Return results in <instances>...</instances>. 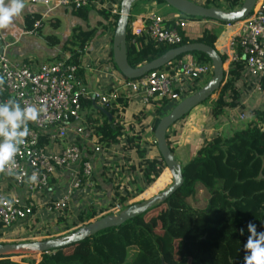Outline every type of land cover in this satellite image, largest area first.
I'll use <instances>...</instances> for the list:
<instances>
[{"label":"trees","instance_id":"16d2710c","mask_svg":"<svg viewBox=\"0 0 264 264\" xmlns=\"http://www.w3.org/2000/svg\"><path fill=\"white\" fill-rule=\"evenodd\" d=\"M155 1L169 7L161 11L165 17L173 13L185 15L162 0ZM193 1L231 9L241 0ZM90 8L83 6L72 10L84 16ZM97 9L106 20L104 28L112 31L118 12L110 13V7ZM37 18L38 14L35 13L25 15L24 27L30 29ZM179 33L181 40L174 44L144 35L136 36L131 42L130 34H126L127 62L137 66L170 47L188 41H202L214 47L223 63H227L231 57L227 40L224 42L222 36L215 43L216 36L208 29L195 38L188 37L182 29H179ZM92 34V28L82 30L78 26L71 32L78 47L87 42ZM45 39L48 43L57 42L54 36H45ZM190 53L196 54L199 60L209 61L200 51ZM181 55L160 68L170 71ZM108 60L123 78L112 61L110 48ZM68 61L77 64L76 53L71 51ZM75 73L78 75L80 70L76 68ZM198 82L192 81L186 94L194 91L199 86ZM256 84L260 85V91L255 97ZM123 94L121 89L118 90L117 102L106 107L110 112L109 120L106 114L87 100L89 110L86 118L95 130V141L104 147L98 174L106 178L105 181L111 186L106 203L101 204V189L93 173L90 191L83 193L80 203L77 199L74 205L51 213L39 230H35L31 221H25L23 229L35 232L30 236L55 234L53 228L61 226H64L61 230L66 231L115 205L142 199L138 197L140 193L153 183L165 167L153 138L148 140V135H152L159 117L174 102L166 97H151L145 103L135 96ZM213 94L214 98L210 95L190 111L200 113L208 107L205 123L210 130H205L190 157L181 163L183 181L164 201L116 226L84 238L70 248L54 249H67L66 260L48 251L38 253L41 259L36 262L34 258L37 253H30L11 259L0 258V264H244V244L249 235L247 224L252 222L257 232H264V78L248 75L243 61L237 56L230 62L222 83ZM131 101L135 102L133 107L126 110ZM238 109L244 110L245 114L240 112L243 120L232 114ZM246 114L250 117H246ZM223 121L227 122L226 128L219 130V124ZM174 123L168 126L165 133L166 143L172 152L177 147V138L173 137L175 131L172 130ZM94 166L93 162V172ZM199 186L208 194L203 207L192 206L186 200ZM161 204H164V208L154 216L159 223L158 233L144 215ZM0 226L1 237L7 228ZM240 229H244L243 235Z\"/></svg>","mask_w":264,"mask_h":264},{"label":"built area","instance_id":"2783aa9c","mask_svg":"<svg viewBox=\"0 0 264 264\" xmlns=\"http://www.w3.org/2000/svg\"><path fill=\"white\" fill-rule=\"evenodd\" d=\"M56 3L70 9L105 7L98 0H56ZM116 7H110V13H116ZM193 18L197 17L180 14L165 17L153 11L133 14L127 20L125 32L130 34L131 42L136 36L144 35L174 44L181 40L179 29ZM237 22L242 26L239 25L230 58L238 56L248 75L264 78V0H257L253 10ZM38 25L39 19H35L30 30L35 32ZM76 68V64L68 61V56L32 67L24 62L10 63L0 52V77L4 78V84L0 86V105L13 101L21 109L32 106L39 110L37 120L28 122L29 135L15 157L16 164H9L6 171L0 173L27 192L26 198L18 201L0 191V224L8 231L12 226L31 221L36 203L34 193L60 192L58 197L42 204L46 212L55 213L69 207L73 192L90 191L93 162L104 153V147L95 141V130L83 110L84 100L110 107L117 102L121 89L123 96H135L145 103L151 97H166L175 103L187 95L192 81L211 73L209 62L187 52L175 60L170 71L149 69L138 77H119L103 91H91L82 87L75 75ZM254 91H260L259 84L255 85ZM238 116L242 119L243 114ZM3 139L0 137V142ZM33 173L36 174L35 181L30 179ZM60 177H63L61 186L54 190Z\"/></svg>","mask_w":264,"mask_h":264},{"label":"crops","instance_id":"0c3cea01","mask_svg":"<svg viewBox=\"0 0 264 264\" xmlns=\"http://www.w3.org/2000/svg\"><path fill=\"white\" fill-rule=\"evenodd\" d=\"M98 1L104 3L105 7L111 8L116 7L119 2V0ZM5 2L7 4L8 0H5ZM24 5L23 11L13 18L12 25L8 29L0 30V52L5 54L10 63L24 62L32 67H36L45 62L67 57L73 51L77 55L78 62L76 65L80 70V73L78 75L76 73L75 75L79 78L82 87L85 89L103 91L111 87L116 79L120 77L113 69L111 61L108 60V51L111 45V30L104 28L103 25L106 23V20L98 9L90 6L89 11L84 16H81L77 11L57 4L56 0L49 2L24 0ZM165 8V4L156 2L155 0H135L130 6V15H144L152 11L161 12ZM30 13L38 14L39 25L35 28V32L30 30L32 26L30 29L24 27L23 17ZM186 25H190L192 28V35L182 28L184 34L188 37L195 38L203 30L208 29L215 34L217 41L223 36L224 42L228 40L231 31H238L239 25L242 26L239 22L225 23L203 17L188 20L185 23ZM76 26L82 30L93 29L92 37L81 47L76 45L75 39L71 35L73 28ZM234 28H237V30ZM45 36H54L57 42L48 43ZM253 93L255 97L258 95L256 92ZM87 102V100L83 102V110L86 112L89 110ZM100 158L95 160L94 180L99 184L100 192L106 193L110 192L111 186L105 181V178H102L101 174H98L100 170ZM62 180L63 177L57 180L58 186L54 190L61 186ZM0 191L6 196H14L18 201H23L27 193L23 186L15 185L7 176H0ZM59 193L52 191L34 193L33 196L36 203L32 208L31 222L34 223L35 230L42 228L40 226L51 214L45 211L42 204L45 201L58 197ZM83 193L80 191L73 192L69 206L77 203V199L78 203H80ZM8 230L7 232H10L8 233L9 237L3 235L0 238L1 240L13 239L14 236H22L20 233H25L24 231H26L23 229V224L18 227L12 226V228L10 227V231ZM14 231H18L19 235L10 236L12 235L11 232Z\"/></svg>","mask_w":264,"mask_h":264},{"label":"water","instance_id":"95a60500","mask_svg":"<svg viewBox=\"0 0 264 264\" xmlns=\"http://www.w3.org/2000/svg\"><path fill=\"white\" fill-rule=\"evenodd\" d=\"M135 0H119L118 14L114 27L111 31V57L117 70L127 78L142 75L149 69L159 68L176 56L190 52L200 51L204 53L210 64L211 73L208 79L194 91L176 101L167 111L161 115L155 124L152 135L155 147L168 171L171 182L163 189L146 198L128 202L114 210L101 212L92 218L83 221L66 232L25 237L17 240L0 239V258H15L30 253L48 252L58 248H70L78 241L87 238L108 227L116 226L126 219H130L149 209L152 205L164 201L182 181L181 163L170 151L165 133L169 125L181 116L187 114L190 109L202 100L212 95L218 89L224 78L225 69L221 55L210 45L202 41H188L166 49L154 58L137 66H131L126 59V23L130 16V6ZM175 10L194 17L215 19L220 22L234 23L244 19L254 8L257 0H241L238 5L231 9H224L213 5H203L193 0H162ZM95 108L110 118V112L103 106L94 104Z\"/></svg>","mask_w":264,"mask_h":264},{"label":"clouds","instance_id":"9594fccd","mask_svg":"<svg viewBox=\"0 0 264 264\" xmlns=\"http://www.w3.org/2000/svg\"><path fill=\"white\" fill-rule=\"evenodd\" d=\"M116 6L118 12V4ZM24 7V0H8L7 4L5 0H0V30L8 29L13 23V18L18 16ZM3 84L4 78L0 77V86ZM10 104L13 106L10 107ZM10 104L0 105V137L4 138L0 142V173H4L9 164H16L15 157L29 135L28 122L36 121L39 116V110L35 107L21 109L18 103L10 101ZM30 179L35 181L36 174L33 173ZM239 231L241 235L244 234V229ZM247 232L249 235L244 244V264H264V232H257L256 225L252 222L247 224Z\"/></svg>","mask_w":264,"mask_h":264},{"label":"rangeland","instance_id":"374dc122","mask_svg":"<svg viewBox=\"0 0 264 264\" xmlns=\"http://www.w3.org/2000/svg\"><path fill=\"white\" fill-rule=\"evenodd\" d=\"M168 9H169V7L166 8L165 10H168ZM159 13L163 14L162 12H159ZM163 15H165V14H163ZM183 28L188 34L192 35V28H191L190 25H186V26L184 25ZM216 41L217 40L215 39V43H216ZM214 45L216 46V44H214ZM232 59L233 58H229L227 63H223V66H224L223 68L225 69V73H226V71L228 69V66H229V64H230ZM161 68H162V66H161ZM206 75H202L201 76V78H200V80L198 82L199 85L203 82V80H205ZM256 93H258V92H256ZM212 95H213V98H214L215 94H212ZM212 101H213V99H212ZM212 101H211V103H212ZM134 103H135L134 101L133 102L131 101V103L128 104V107H127L126 110L131 109L133 107ZM91 105H94L93 102H91ZM195 106L196 107L199 106V103H198V105H195ZM207 108H206V110H204L203 112H200V113H199V111L198 112L197 111H192V112L189 111L184 118H182L178 122L174 123L173 126H172V130L175 131V134L173 135V137L177 138V147H176V149H175V151L173 153H174L175 157L180 161V163L186 161L190 157L191 152H192L195 144L197 143L199 137L202 136L204 134L205 130L208 129V128H206L207 122L205 123V120L207 118V112H206L208 110ZM167 110L168 109H166V111ZM240 112L244 113V110L238 109V111L233 112L232 114H233V116H237V115H239ZM245 116L246 117L247 116L250 117V115H247V114ZM238 118L240 119L239 116H238ZM226 124H227L226 121H223L221 125L219 124V127H218L219 130L220 129L225 130ZM208 130H210V129H208ZM151 137L153 138V135H148V140H150ZM170 182H171V177H170L168 171L166 170V168L164 167L162 169L161 173L159 174V176L153 181V183H151L149 186H147L142 191V193H140V195L138 197L146 198V197H148V196H150V195H152L154 193H157L161 189L165 188ZM108 194L110 195V192H106V193L105 192H100V195H102V198H103L101 204H105L106 203V200L109 197ZM207 197H208V194L205 191V189L203 187L199 186V187H197L195 189V192L191 196H188L186 198V200L192 206L203 207L205 205ZM126 203H128V201H126V202H124L122 204L115 205L114 207L111 208V210L117 209V208H119L120 206H123ZM163 208H164V204H161V205L157 206L156 208L148 211L144 215V218L146 220H150L151 224L153 225V228H155V230L158 233H159V223L157 221H155L154 216H155V214H156V212L158 210H161ZM108 210H110V209H108ZM105 211H107V210H105ZM62 227H64V226H61L60 228L54 227L53 228L54 233H62V232H64L65 230L64 231L61 230ZM24 232L25 233H20V235H22V236H14L13 240H17V239H21V238H25V237H33V236H30V235H35L34 234L35 232H33L31 230L24 231ZM8 233H10V232H5V234H3V235L5 237H9ZM11 234L12 235H10V236L19 235L18 231L11 232ZM1 237H3V236H1ZM66 250L67 249L51 250L50 252L51 253H56L59 256H63V257H61V259L62 260H66V254H65ZM18 257H20V256H18ZM39 259H41V254L37 253L35 258H34V262H36ZM16 261L23 262L22 260H16ZM34 262H32V263H34Z\"/></svg>","mask_w":264,"mask_h":264},{"label":"bare ground","instance_id":"6f19581e","mask_svg":"<svg viewBox=\"0 0 264 264\" xmlns=\"http://www.w3.org/2000/svg\"><path fill=\"white\" fill-rule=\"evenodd\" d=\"M235 30H237V28H234ZM233 29V30H234ZM237 34H238V31H231V33H230V35H229V37H228V40H227V44H228V48H229V51L231 52V55H232V51H233V48H234V44H235V37L237 36ZM222 59V58H221ZM222 62H223V60H222ZM209 97V96H208ZM207 97V98H208ZM205 100V99H204ZM203 100V101H204ZM203 101H201V102H203ZM200 102V103H201ZM198 105V104H197ZM194 107H196V106H194ZM193 107V108H194ZM192 108V109H193ZM192 109H190V111L192 110Z\"/></svg>","mask_w":264,"mask_h":264}]
</instances>
